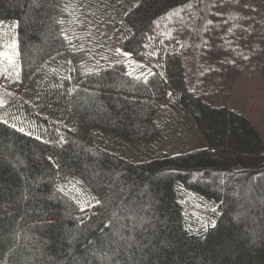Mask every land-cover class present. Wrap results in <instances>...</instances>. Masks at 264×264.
I'll use <instances>...</instances> for the list:
<instances>
[{
    "label": "trees",
    "instance_id": "trees-1",
    "mask_svg": "<svg viewBox=\"0 0 264 264\" xmlns=\"http://www.w3.org/2000/svg\"><path fill=\"white\" fill-rule=\"evenodd\" d=\"M2 46L0 264H264V141L228 103L264 87V0H0Z\"/></svg>",
    "mask_w": 264,
    "mask_h": 264
},
{
    "label": "rangeland",
    "instance_id": "rangeland-1",
    "mask_svg": "<svg viewBox=\"0 0 264 264\" xmlns=\"http://www.w3.org/2000/svg\"><path fill=\"white\" fill-rule=\"evenodd\" d=\"M9 61H11V48L2 46L0 48L1 77H5L3 72ZM228 103L234 109H241L249 116L264 141V87L262 76L256 70L246 68L236 77ZM190 146L200 147L204 144L194 141Z\"/></svg>",
    "mask_w": 264,
    "mask_h": 264
},
{
    "label": "snow or ice",
    "instance_id": "snow-or-ice-1",
    "mask_svg": "<svg viewBox=\"0 0 264 264\" xmlns=\"http://www.w3.org/2000/svg\"><path fill=\"white\" fill-rule=\"evenodd\" d=\"M13 47H15V45H13Z\"/></svg>",
    "mask_w": 264,
    "mask_h": 264
}]
</instances>
